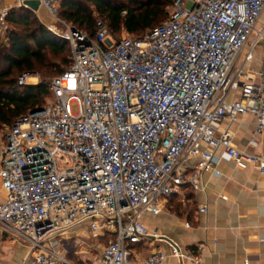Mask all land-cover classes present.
<instances>
[{
	"label": "built area",
	"instance_id": "built-area-1",
	"mask_svg": "<svg viewBox=\"0 0 264 264\" xmlns=\"http://www.w3.org/2000/svg\"><path fill=\"white\" fill-rule=\"evenodd\" d=\"M14 1H38L59 21L66 0ZM9 12L0 10L5 39ZM57 35L69 45L70 68L49 83L51 101L0 142V241L27 244L31 264H71L62 236L88 225L107 238L101 264H204V246L186 251L143 218L159 216L183 187L202 191L205 174L220 176L223 157L264 175L255 153V137L264 139V0H176L142 38L117 41L102 19L93 36L73 26ZM40 83L37 74L18 80ZM248 114L252 151L236 148L231 131ZM150 239L168 250L133 260V247Z\"/></svg>",
	"mask_w": 264,
	"mask_h": 264
},
{
	"label": "crops",
	"instance_id": "crops-1",
	"mask_svg": "<svg viewBox=\"0 0 264 264\" xmlns=\"http://www.w3.org/2000/svg\"><path fill=\"white\" fill-rule=\"evenodd\" d=\"M2 9H16L15 1L0 0ZM254 129L255 118L250 114L243 116L231 127L234 146L240 150H251L248 143L254 137ZM255 138L259 143L255 153L264 156V139ZM219 171L220 176L209 173L203 176L202 191L183 187L169 199L159 216L146 215L143 222L151 233L158 231L186 251L195 252L198 246H204V264H264V175L252 167L239 169L224 157ZM0 190L1 204L5 201L1 182ZM205 204L208 212L200 214L199 209ZM187 223L191 228H186ZM85 230L91 233L88 225L65 233L60 249L64 248L73 232ZM98 238L107 240L103 236ZM158 250H168V246L150 239L133 247V260L142 263ZM61 253L73 264L66 253ZM0 264H31L28 248L21 246L19 249V244L8 238L0 241ZM98 264H101V257ZM166 264L194 263H180L170 258Z\"/></svg>",
	"mask_w": 264,
	"mask_h": 264
},
{
	"label": "trees",
	"instance_id": "trees-1",
	"mask_svg": "<svg viewBox=\"0 0 264 264\" xmlns=\"http://www.w3.org/2000/svg\"><path fill=\"white\" fill-rule=\"evenodd\" d=\"M175 1L66 0L61 4V15L73 27L81 31L85 28L83 32L91 36L98 20L96 14L107 23L113 37L126 33L133 38H142L167 21ZM34 14L27 8H16L7 17V23L12 27L6 42H0V132L11 128L29 111L43 107L50 97L52 80L41 79L39 85L19 87L18 80L22 75L40 73L46 78L50 73L49 54L60 57L68 66L60 75L71 65L69 45L61 39L55 41L44 28L35 26L29 17Z\"/></svg>",
	"mask_w": 264,
	"mask_h": 264
},
{
	"label": "rangeland",
	"instance_id": "rangeland-1",
	"mask_svg": "<svg viewBox=\"0 0 264 264\" xmlns=\"http://www.w3.org/2000/svg\"><path fill=\"white\" fill-rule=\"evenodd\" d=\"M171 11V9H170ZM62 9L61 5L58 8V19L55 20L45 9H41L37 14H34L30 17V21L34 23L35 26H39L44 28L48 33H50L55 41H60V38L57 34H63L67 31L68 26H74L71 23L67 22L61 15ZM96 19H100L98 15L95 14ZM12 27V26H10ZM77 27V26H76ZM78 28V27H77ZM19 30H23V28H19ZM31 30V29H30ZM86 29H82L85 31ZM1 41L6 42V39L0 35ZM132 38L131 36L123 33L118 37H114L117 41L124 38ZM263 59V52L259 50L258 52V64H262L261 61ZM48 65H49V74L44 78L42 74L38 73L37 75L40 79L46 81H51L60 75V72L64 69H67L68 66L64 64L60 57L54 56L53 54H49L48 56ZM51 101V98L48 97L46 99L45 105ZM74 112H77V107L73 106ZM8 129L0 132V142H3L5 135L7 134ZM1 191V190H0ZM71 238L67 240L64 244V248L59 249L61 252L67 254V258L73 264H98L100 260L103 249L106 247L107 240L105 238H95L92 233L89 231H77L71 234ZM19 249L22 247H27V244L24 242H19ZM63 250V251H62Z\"/></svg>",
	"mask_w": 264,
	"mask_h": 264
},
{
	"label": "water",
	"instance_id": "water-1",
	"mask_svg": "<svg viewBox=\"0 0 264 264\" xmlns=\"http://www.w3.org/2000/svg\"><path fill=\"white\" fill-rule=\"evenodd\" d=\"M25 7L34 13H38L41 9L38 1H28L25 3Z\"/></svg>",
	"mask_w": 264,
	"mask_h": 264
},
{
	"label": "bare ground",
	"instance_id": "bare-ground-1",
	"mask_svg": "<svg viewBox=\"0 0 264 264\" xmlns=\"http://www.w3.org/2000/svg\"><path fill=\"white\" fill-rule=\"evenodd\" d=\"M31 82L35 83L36 81L35 80H31Z\"/></svg>",
	"mask_w": 264,
	"mask_h": 264
}]
</instances>
